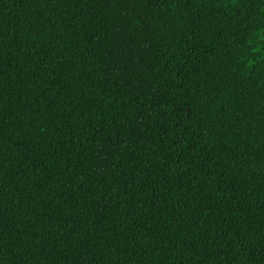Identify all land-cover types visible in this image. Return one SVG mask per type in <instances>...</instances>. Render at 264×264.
Here are the masks:
<instances>
[{"label":"trees","instance_id":"obj_1","mask_svg":"<svg viewBox=\"0 0 264 264\" xmlns=\"http://www.w3.org/2000/svg\"><path fill=\"white\" fill-rule=\"evenodd\" d=\"M264 0H0V264H264Z\"/></svg>","mask_w":264,"mask_h":264},{"label":"snow or ice","instance_id":"obj_2","mask_svg":"<svg viewBox=\"0 0 264 264\" xmlns=\"http://www.w3.org/2000/svg\"><path fill=\"white\" fill-rule=\"evenodd\" d=\"M258 38L261 42H264V31H262L261 33H259Z\"/></svg>","mask_w":264,"mask_h":264}]
</instances>
